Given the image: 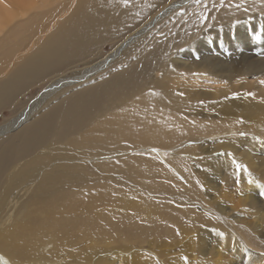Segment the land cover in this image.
<instances>
[{
  "label": "bare ground",
  "instance_id": "bare-ground-1",
  "mask_svg": "<svg viewBox=\"0 0 264 264\" xmlns=\"http://www.w3.org/2000/svg\"><path fill=\"white\" fill-rule=\"evenodd\" d=\"M5 106L4 262L264 264V0H0Z\"/></svg>",
  "mask_w": 264,
  "mask_h": 264
},
{
  "label": "rangeland",
  "instance_id": "rangeland-1",
  "mask_svg": "<svg viewBox=\"0 0 264 264\" xmlns=\"http://www.w3.org/2000/svg\"><path fill=\"white\" fill-rule=\"evenodd\" d=\"M108 43H110V42H108ZM110 48H111V43L110 44L105 43L103 52L109 51ZM48 84H49V82L48 83L47 82L46 83L41 82V83H37L36 85L34 84L33 86L31 85L27 89V91L23 94V96H26L28 98V100L24 104H22V107H20L19 112H21L24 109H27L29 106L32 105L33 102L38 100L41 97V95L47 91ZM252 89H254V87H252L251 89H249V87H247L244 91V89H241V87L236 86V87H232L229 93L230 94L232 93L231 96H239V95H241L242 92L245 93V92L249 91L250 93H252ZM239 90H241L240 93L238 92ZM26 97H24V98H26ZM14 115H15V112L12 108H10V106H5V107L1 108L0 109V127H2L3 124L8 122L10 119H12ZM238 135L241 136V135H243V133L242 134L238 133ZM245 135H248V134H245ZM251 136H256V138H258L264 142V136H261V135H251ZM221 152H223V151L216 152V153L220 154ZM263 152H264V149L262 148L261 150H259L256 153V156L260 157V158H264ZM166 153L167 154H165V157L168 158L169 155L172 153V150L170 149L169 153L168 152H166ZM161 160H162V158H161ZM258 196H260L259 198L262 201L264 200V193L262 195H258ZM143 247H145V249H144L145 251H150V250H153L154 252L159 251V254L154 253L152 255L155 262H157L158 264H165L166 262L168 263L169 258H174L175 262L184 261V262H187L189 264L191 263L192 256L190 254V250L189 249L187 250V248H185V247L176 248V250L178 251V254H175V255L172 254V251H170V255H166L165 253L162 252V250L160 249V247L157 244L151 245V244L145 243ZM122 254H125V252H124V250H121V249L119 250V252L116 253V255L114 254V258L112 259V264H129L125 260L124 257H121ZM161 254H163V255H161ZM158 256H160L162 259L158 258ZM2 258H4V257L0 254V264H6V263L11 264L8 262H4V260ZM54 264H61V263H54Z\"/></svg>",
  "mask_w": 264,
  "mask_h": 264
}]
</instances>
